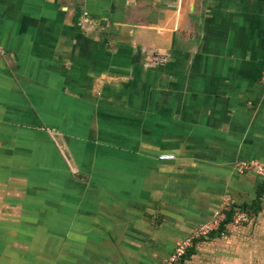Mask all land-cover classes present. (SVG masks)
<instances>
[{
	"label": "crops",
	"instance_id": "0c3cea01",
	"mask_svg": "<svg viewBox=\"0 0 264 264\" xmlns=\"http://www.w3.org/2000/svg\"><path fill=\"white\" fill-rule=\"evenodd\" d=\"M239 160L264 163V0H0V218L38 264H159L224 206L197 264H264Z\"/></svg>",
	"mask_w": 264,
	"mask_h": 264
},
{
	"label": "built area",
	"instance_id": "2783aa9c",
	"mask_svg": "<svg viewBox=\"0 0 264 264\" xmlns=\"http://www.w3.org/2000/svg\"><path fill=\"white\" fill-rule=\"evenodd\" d=\"M88 23L86 18L81 21L82 27L85 28V24ZM173 154H161L160 159L170 160L173 159ZM237 170L240 174L247 172H252L256 176H259L264 182V163L261 162H239L237 164ZM259 201L264 204V187L261 190ZM228 203V199L225 200ZM223 219L218 217H213L210 221L196 227L188 237L176 242L172 248L171 254L163 260L162 264H174L177 263L186 254V250L193 244L194 241L203 240L208 238L213 232L217 231L221 225ZM251 220V216L238 208L234 209L232 212L230 223L233 226L242 225L248 223Z\"/></svg>",
	"mask_w": 264,
	"mask_h": 264
},
{
	"label": "rangeland",
	"instance_id": "374dc122",
	"mask_svg": "<svg viewBox=\"0 0 264 264\" xmlns=\"http://www.w3.org/2000/svg\"><path fill=\"white\" fill-rule=\"evenodd\" d=\"M80 29L82 31L89 30L88 27H85V28L84 27H80ZM239 162H251V161H242V160L241 161L240 160L239 161H233V163H232L233 171L236 174H238V175H244L246 173L240 174L238 172V170H237V164ZM254 162H256V161H254ZM224 208H228V207L224 206ZM224 208H222V209L217 208V210H215V213H214L213 217L214 216L216 217L220 210L225 212L226 210H224ZM3 225H4V219L0 218V262L2 260V256L6 255V247L11 244V242H9V240L11 241L12 236H13V242L15 244L19 243L20 246L24 247L23 248L24 252H20V251L19 252H16V251H13V252L8 251L7 252V254L13 253V256H14L15 260L21 258V254H23L24 256L28 257L32 261L31 264H38L39 263V259H40V257H42V255H47L48 259H53L54 258V251L44 252V251H41V250L38 249V244L44 242V239L41 238V237L39 238L38 235H36V234L35 235H30L28 241L21 242V238H22V237H20L22 235L21 231H22V229L26 228V226L22 223L21 220H14V229H13V235L12 236H11V232L10 233L8 232V235H7L5 227ZM17 232H19V233H17ZM8 238H9V240H8ZM198 241L199 240L194 241L193 244L186 250V251H188V253L192 252V251L195 253L190 258L189 261H185V262L183 261V259L186 258V256H185L184 258H181V260H179L177 263H174V264H197V242ZM195 243H196V245L194 246ZM170 254H171V252L166 257H164L160 261L159 264H162L163 260L166 259ZM48 263L53 264L50 261H48Z\"/></svg>",
	"mask_w": 264,
	"mask_h": 264
},
{
	"label": "water",
	"instance_id": "95a60500",
	"mask_svg": "<svg viewBox=\"0 0 264 264\" xmlns=\"http://www.w3.org/2000/svg\"><path fill=\"white\" fill-rule=\"evenodd\" d=\"M51 137H52L54 143L56 144L57 148L61 152L66 163L68 164L69 168L71 169V171L76 173L77 169H76L75 162H74V160L70 154V151H69V149L65 143L64 138L59 134H53V133H52Z\"/></svg>",
	"mask_w": 264,
	"mask_h": 264
}]
</instances>
